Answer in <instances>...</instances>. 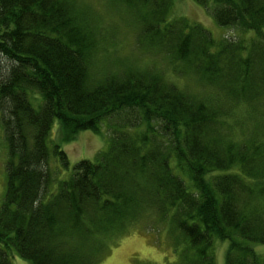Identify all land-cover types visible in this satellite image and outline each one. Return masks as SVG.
<instances>
[{
  "label": "trees",
  "instance_id": "obj_1",
  "mask_svg": "<svg viewBox=\"0 0 264 264\" xmlns=\"http://www.w3.org/2000/svg\"><path fill=\"white\" fill-rule=\"evenodd\" d=\"M94 1L0 0V264H99L144 222L176 264H216L218 243L224 264H264V0H192L254 34L235 41L175 0ZM111 17L137 53L117 55ZM55 123L59 143L105 126L108 149L59 179Z\"/></svg>",
  "mask_w": 264,
  "mask_h": 264
},
{
  "label": "rangeland",
  "instance_id": "obj_2",
  "mask_svg": "<svg viewBox=\"0 0 264 264\" xmlns=\"http://www.w3.org/2000/svg\"><path fill=\"white\" fill-rule=\"evenodd\" d=\"M83 1L95 5L94 0ZM101 4H103L102 1L100 3V1L97 2L96 0L97 6H101ZM172 15L176 18H186L191 23L200 24L216 41L223 39L235 41L240 38H250L254 35L253 33H249V36L248 34H243L238 29H228L216 25L213 21L212 15L208 14L204 8L198 6L192 0H175ZM108 19H106V21L109 23ZM110 20L123 27V29L120 28L121 33L117 39V55L125 57L135 54V39L132 38V33H130L129 30L124 29V25L121 24V21L118 18L111 17ZM0 64H2V66L6 65L5 61L0 62ZM57 130L58 124L55 123L52 131V139L60 145V148L66 154L69 163V168L65 170L61 167L58 158H55L51 154L49 162L53 169L54 167H56L57 170L60 169L59 173H57L59 179H66L72 172L74 165L79 161H93L97 152L106 151L108 149L109 135L105 126L102 127L100 135L94 134L90 131H82L77 135L75 140L69 143L58 142L56 139ZM7 158L8 147L4 137L0 112V207L6 192L5 165ZM54 185L55 184L51 185L52 191ZM164 232V230L161 232L150 230L146 222L139 224V226L131 229L127 235L112 245L99 264H176L177 259L173 252L171 241L167 239ZM215 249L216 264H224L226 244L218 243ZM253 249L260 255H264V246H257ZM8 256L10 264H31L22 260L12 250L8 252Z\"/></svg>",
  "mask_w": 264,
  "mask_h": 264
}]
</instances>
